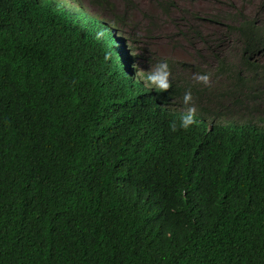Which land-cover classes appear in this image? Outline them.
Here are the masks:
<instances>
[{
    "label": "trees",
    "instance_id": "obj_1",
    "mask_svg": "<svg viewBox=\"0 0 264 264\" xmlns=\"http://www.w3.org/2000/svg\"><path fill=\"white\" fill-rule=\"evenodd\" d=\"M123 1L0 0V264H264L263 112L233 123L224 100L252 83L242 66L264 53V22L223 8L227 32H209L215 16L180 30L225 92L169 67L170 87L150 90L121 51L149 58L158 25ZM231 44L242 66L225 62ZM187 92L214 102L212 129L204 116L179 127Z\"/></svg>",
    "mask_w": 264,
    "mask_h": 264
},
{
    "label": "rangeland",
    "instance_id": "obj_2",
    "mask_svg": "<svg viewBox=\"0 0 264 264\" xmlns=\"http://www.w3.org/2000/svg\"><path fill=\"white\" fill-rule=\"evenodd\" d=\"M110 1L116 4L118 11L132 7V4L128 5L123 0ZM131 1H133L135 8L133 14L137 23L141 25V28L142 26L145 28L148 27L149 19L146 17L147 15L153 16L156 25H158L148 37L149 44L144 47L147 49V55H149L151 61L149 58L142 57L140 52H133L128 49V55L132 58L131 67L138 77L141 80H147L146 78L149 74H155L154 70H158L159 64L167 62L169 70H173L175 79H182L183 83L194 82L202 90L211 87L215 93L220 91V89L223 90L221 92L228 90L229 82L227 78L223 75L216 79L219 73L218 63H214L210 59L209 53L206 52L205 48L203 51L199 49L200 55H204V59L202 60L198 58L197 52L194 51V41L186 44L181 43L177 46V40L180 39L178 37L180 30H184L188 26L192 27V25L194 28V22H197V25L201 26L203 21L208 20L210 16H215L217 20L208 27V30L215 35L217 33L223 34L227 32L225 24L228 23H225L226 16L222 15L227 12L225 9L234 12L243 11L246 14L245 16L264 22V0H170L176 5L175 10L171 11L172 14L170 17H166L163 12L157 9L154 0ZM87 5L89 4L87 3ZM221 8L225 9L222 10ZM144 29L142 30L144 31ZM236 49L235 44H231L229 48H223L221 50L225 55V62L229 64V67L240 65L238 63L239 53ZM259 63L264 64V56L259 59ZM204 74L209 75V83L207 85L196 79L198 75ZM245 74L247 75V73ZM237 95L238 97H242L239 94ZM213 100L216 101L215 98ZM224 100L229 103L227 98ZM203 103L215 109L214 102H210L209 99H205ZM177 104L180 109H187L189 106H195L197 108L198 106L195 102L193 105H190L191 103L186 105L184 101H180ZM249 104L264 108V98L254 101L249 100ZM229 105L233 112L232 116L235 115L236 120H242L245 117V112L240 107H231L233 103ZM227 119L229 120V117Z\"/></svg>",
    "mask_w": 264,
    "mask_h": 264
},
{
    "label": "clouds",
    "instance_id": "obj_3",
    "mask_svg": "<svg viewBox=\"0 0 264 264\" xmlns=\"http://www.w3.org/2000/svg\"><path fill=\"white\" fill-rule=\"evenodd\" d=\"M62 4L65 3L66 0H59ZM102 35V33L98 34V38L99 36ZM129 50H124L121 51L122 54V61L125 63V68H127L130 73L135 77L136 80L140 81L143 86L147 89L150 90H167L170 87V83L168 82V76H169V71H168V63H162L159 64L158 66V70H154L155 74H149L148 77L146 78L147 80H141V78L138 77V75L135 73V71L133 70V68L131 67V56L128 55ZM264 56V53L262 54V52L258 53L252 60V66H249V69L246 66H242L241 63L239 66H242L244 68V76L245 78H249L248 80H250L252 83L247 86V90H246V94H243L242 97H237L240 98V103L236 104L234 103V98L232 97L229 104L233 103V105L231 107L234 106H238L240 107L244 112H245V117L242 120H236L235 119V115L232 116L233 112L232 109L230 108L227 116L229 117V120L225 117V119L227 121H231L233 123H242L246 120V116L248 113L251 112V108L253 106L256 105H250L249 104V100H256V99H263L264 98V64H260L259 63V59ZM128 58H129V65H128ZM105 59L107 60L108 57L106 56ZM238 61H239V55H238ZM239 63V62H238ZM237 67V66H236ZM247 73V75L245 74ZM196 79L200 82H203L205 85H207L209 83V75L208 74H204V75H198L196 77ZM250 87V89H249ZM247 92H251L253 94V98L249 99L248 98V94ZM244 97V98H243ZM248 99H247V98ZM184 103L190 104L192 102V94L191 92H187L184 95ZM175 104L173 105L175 108L184 111V113L180 114L179 116V127L183 128L185 130H187L191 125H193L196 121H195V116L200 118L202 116L206 117V124L208 126V130L212 129L213 127V123H215L217 120L216 117V111L214 109H212L211 107L207 106L206 104H204L203 102H195L198 106L197 108L194 106H189L187 109H180L179 105L177 104V102H174ZM194 103V102H193ZM193 103H191L190 105H193ZM207 108V110L209 111V113H203L201 110L202 108ZM259 107V106H257ZM260 111H262V114H257L259 121L264 122V108L259 107ZM224 112H227V110H224ZM213 113V116H212ZM172 131H176L177 130V125L175 122H173L170 125Z\"/></svg>",
    "mask_w": 264,
    "mask_h": 264
}]
</instances>
